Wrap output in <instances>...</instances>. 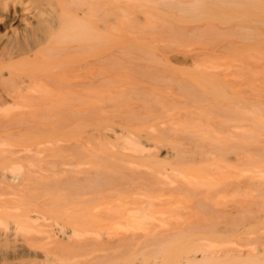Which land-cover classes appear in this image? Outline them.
Returning <instances> with one entry per match:
<instances>
[{"label": "bare ground", "instance_id": "1", "mask_svg": "<svg viewBox=\"0 0 264 264\" xmlns=\"http://www.w3.org/2000/svg\"><path fill=\"white\" fill-rule=\"evenodd\" d=\"M108 1L0 0V264H264V0H145L236 21L184 63L109 60Z\"/></svg>", "mask_w": 264, "mask_h": 264}, {"label": "rangeland", "instance_id": "2", "mask_svg": "<svg viewBox=\"0 0 264 264\" xmlns=\"http://www.w3.org/2000/svg\"><path fill=\"white\" fill-rule=\"evenodd\" d=\"M112 3L126 11H118L116 21L111 20V16L106 19V55L109 60H139L144 56L142 48L175 63L223 62L230 59L229 44L233 39V27H236L237 23L223 20L220 16L221 10L219 14L217 11L215 16L209 14V17H202L199 21L198 17L180 14L175 9L166 12L164 5L153 1H108V10L112 8ZM236 13L244 12L237 9ZM159 17L171 21V26H165ZM199 27H205L206 29L202 30L209 32L204 34L206 37L198 38L195 32Z\"/></svg>", "mask_w": 264, "mask_h": 264}]
</instances>
